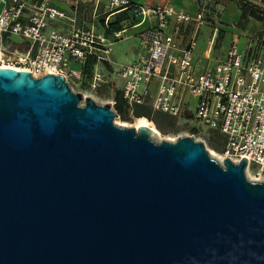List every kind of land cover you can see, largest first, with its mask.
<instances>
[{"label": "water", "instance_id": "1", "mask_svg": "<svg viewBox=\"0 0 264 264\" xmlns=\"http://www.w3.org/2000/svg\"><path fill=\"white\" fill-rule=\"evenodd\" d=\"M70 87L0 67V264H264L245 159L156 143Z\"/></svg>", "mask_w": 264, "mask_h": 264}, {"label": "built area", "instance_id": "2", "mask_svg": "<svg viewBox=\"0 0 264 264\" xmlns=\"http://www.w3.org/2000/svg\"><path fill=\"white\" fill-rule=\"evenodd\" d=\"M63 1L76 7L81 0ZM211 10L206 3L191 15L169 5L146 7L130 0H109L99 29L95 25L87 29L53 0H0V67L27 71L34 78L57 74L83 82V68L92 58L95 66L88 85L92 92L117 83L131 113L136 105H148L184 121L193 139L200 134L218 137L222 162L229 159L238 165L245 159V171L262 176L264 30L247 34L242 46L241 39L234 38L221 58L198 71L195 53L200 31L213 27L205 56L209 62L222 28L219 22L215 25ZM124 11L130 13L127 22L137 21L107 36L112 18ZM64 23L69 27L65 32L54 27ZM138 26L144 29L138 35L135 60L115 68L113 43Z\"/></svg>", "mask_w": 264, "mask_h": 264}, {"label": "crops", "instance_id": "3", "mask_svg": "<svg viewBox=\"0 0 264 264\" xmlns=\"http://www.w3.org/2000/svg\"><path fill=\"white\" fill-rule=\"evenodd\" d=\"M251 4H255L262 12H264V0H247ZM132 4H137L141 6H153V5H169L173 6L176 9L183 10L191 15H196L202 6L206 3L212 5L211 17L215 20V25H219L221 23L222 28L219 33V37L217 39L214 52L212 53L213 60H208L205 58L208 48L210 47L211 38L213 35V27L205 26L202 28L199 34L198 46L195 53L196 64L198 67V71H203L204 69L210 67L214 64V61L221 58L233 39L239 37L241 39V46L244 44L245 36L247 34H254L260 30H264V20L259 21L255 20V23H250V28L244 30L240 29V22L245 16V11L241 10L238 6V1L236 0H130ZM246 2V1H245ZM53 4L62 9V11H66V13L70 16L76 15L77 20L81 26L89 29L93 25L96 28L100 27L103 19L105 18V14H107L109 0H81L80 3L75 7L69 3H66L63 0H53ZM116 16L112 18L115 19ZM253 19L252 17H249ZM254 20V19H253ZM124 21L123 23H126ZM219 22V23H218ZM122 23V25H123ZM236 24V25H235ZM132 24L124 26L123 28L130 27ZM57 29L65 32L68 30V26L64 24L54 25ZM144 29V26L132 27L129 28L125 32L124 38H128L131 41V44L128 48H126L124 54V59L121 57L117 61L118 58L111 57L114 63L115 68L131 63L135 60L138 51H139V38L138 35L140 31ZM191 31L186 33V40L184 43H187L188 39L191 36ZM123 38V39H124Z\"/></svg>", "mask_w": 264, "mask_h": 264}, {"label": "rangeland", "instance_id": "4", "mask_svg": "<svg viewBox=\"0 0 264 264\" xmlns=\"http://www.w3.org/2000/svg\"><path fill=\"white\" fill-rule=\"evenodd\" d=\"M236 1H242V2L246 1V3H247L246 8H245V16L243 17L242 21L239 24L240 29L242 28L243 32H244V30L250 28L251 22L255 23V20H257V19H254L253 17L252 18L254 20L249 18V17H251L249 14V11L251 10V8H254L255 4H251L247 0H236ZM256 11L264 14V12H262L261 10L256 9ZM121 18L123 19L124 15H122ZM114 20L115 19H113V21ZM136 21L137 20L134 19L132 22L123 23V25L127 26V25H130ZM77 23L79 26H81L79 23V20H77ZM13 40L17 41V42H22L21 39L20 38L17 39V37H15ZM130 45H132V44H131V41L128 40V38H124L121 41L119 40V41L114 42L113 46H112L111 57L118 58L117 61L119 59H121V57H122L123 61H125L124 59H126V58H124V56H125L124 52H125L126 48H128ZM68 84H69V86H71L70 88L72 89L73 92L81 93L84 96V99L82 100L81 105L85 104L86 98H91L98 105H101V106L109 105L112 108V111L115 112L113 101H114L115 92L117 89H119L118 88L119 84L114 83L113 86H111V84H110L108 87L101 88V90H99L97 92H92L85 82H78V81H75L74 79H69ZM136 122H137V120L135 118H133L132 121H123L118 115L114 119L115 125L120 126V127H127V128H131V127L136 128V125H135ZM189 130H190V126L187 125L184 121H177L175 130L170 131L167 135L161 134V132L157 131V133L152 134V139L156 143H161L163 141L174 142V141H177L179 137H189L190 136ZM194 140L204 143L205 148L210 153L211 157L216 159L219 162V164L222 163L218 159V155H219V152H221L223 147H222V145H220V142L218 139L209 138V136H207L205 134H200V135L195 136ZM246 177H247L248 181L250 180V181H254V182H259V181L264 182V175L257 176L254 171L248 170V172H246Z\"/></svg>", "mask_w": 264, "mask_h": 264}, {"label": "trees", "instance_id": "5", "mask_svg": "<svg viewBox=\"0 0 264 264\" xmlns=\"http://www.w3.org/2000/svg\"><path fill=\"white\" fill-rule=\"evenodd\" d=\"M238 3H239L238 4L239 8L245 11L247 3L242 2V1H238ZM255 8L260 10L258 7L254 5V8H251V10L249 11L250 16L259 21H263L264 14L256 11ZM122 15H124L123 19L121 18ZM128 19H130V13L128 11L119 13V15L116 16L115 20L110 23V30L107 31L106 35L110 37L113 32L122 31L123 30L122 23L124 21H127ZM94 66H95V61L94 59L90 58L87 60L83 68V74H84L83 82H85L87 86L90 83ZM114 102H115L114 110L116 114L123 121H132L133 118H135L136 120L147 119L149 122L154 123L157 131L165 135H167L170 131L176 129V122L178 121L177 119L170 117L169 115L161 113V112H155L148 105L147 106L146 105H136L133 107L132 109L133 111L131 113L130 111L131 109L127 101L123 98L122 92L119 89L116 90L115 92ZM210 138H216L220 142V139L218 137H210ZM220 145H222L223 147V144L221 142H220ZM221 152H223V148Z\"/></svg>", "mask_w": 264, "mask_h": 264}, {"label": "bare ground", "instance_id": "6", "mask_svg": "<svg viewBox=\"0 0 264 264\" xmlns=\"http://www.w3.org/2000/svg\"><path fill=\"white\" fill-rule=\"evenodd\" d=\"M135 125H136V129H139L140 127H147L153 132V134L157 133V130L154 128L155 126L153 125V123L149 122L147 119H139L137 120ZM218 159L222 162L219 155H218Z\"/></svg>", "mask_w": 264, "mask_h": 264}]
</instances>
